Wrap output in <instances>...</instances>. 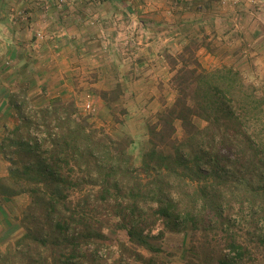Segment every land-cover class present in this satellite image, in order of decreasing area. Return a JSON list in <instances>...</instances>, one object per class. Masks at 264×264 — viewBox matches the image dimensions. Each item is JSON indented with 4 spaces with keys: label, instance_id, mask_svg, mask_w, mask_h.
I'll return each mask as SVG.
<instances>
[{
    "label": "trees",
    "instance_id": "obj_1",
    "mask_svg": "<svg viewBox=\"0 0 264 264\" xmlns=\"http://www.w3.org/2000/svg\"><path fill=\"white\" fill-rule=\"evenodd\" d=\"M197 41L194 37L178 58L171 57L176 97L147 123L139 164L130 151L132 133L114 136L95 127L73 102L55 97L36 110L35 119L11 103L21 120L11 132V143L18 144L8 153L12 137H3L1 152L30 201L20 219L24 232L5 249L0 245V264H128L129 259L163 264L155 254L165 252L166 228L195 233L214 220L223 227L233 199L264 206V95L235 65L204 67L192 50ZM122 92L116 85L102 93L116 121L113 99ZM197 119L206 126L199 127ZM33 129L42 135L40 141L31 135ZM2 183L0 178V196L15 195ZM235 189L241 191L239 199ZM74 193L80 194L75 201ZM102 206L111 208L131 243L121 244L122 253L112 263L88 250L104 237L93 214ZM159 222L163 229L153 233ZM227 246L239 258L245 254L235 240ZM217 262L228 264L226 255L217 254Z\"/></svg>",
    "mask_w": 264,
    "mask_h": 264
},
{
    "label": "rangeland",
    "instance_id": "obj_2",
    "mask_svg": "<svg viewBox=\"0 0 264 264\" xmlns=\"http://www.w3.org/2000/svg\"><path fill=\"white\" fill-rule=\"evenodd\" d=\"M28 1H31L34 7L13 6L10 15L13 19L18 18L26 23L33 39L40 42L46 39H38L36 29L53 37L54 31L51 33L42 28L43 24L35 20L36 15L40 16L39 19H48L47 21L51 23L54 13H57V17H61L58 23L59 30L62 29L60 33H63L68 30L69 24H72L69 18L70 11L75 12L74 9L77 7L81 11L79 13H83L89 8L84 5L74 6L76 0H49L50 8L48 11H43L39 4L40 0ZM97 1L95 8L99 14L93 9L92 19H89L88 23H82L83 37L78 40V44L86 45L88 48L82 51V54L61 53L63 60H60L58 68L57 66L53 68L54 78L51 88L47 89L50 93H47L46 100L43 97L42 101L36 103L26 99V93H18V105L22 107L23 115H32L34 118L36 110L48 105L55 97L73 102L78 113L88 117L95 127H102L114 136L132 133L135 143L131 145L130 151L139 164L141 146L147 138V123L156 121L158 112L164 107L171 106L176 97L171 80L170 82L167 80V72H173L172 76L175 73L173 58H178L194 37L198 41L196 47L192 45V50L204 67L213 69L223 65H235L256 83L261 94L264 95V0H220V3L218 0H123L118 6H111L108 10ZM199 4L203 7L200 8ZM0 9L2 13L7 10L5 5ZM102 9L105 12L102 13ZM19 10L25 11L28 19H23L18 14ZM205 14L210 16L204 22ZM213 14H222L226 18L223 29L231 31L228 38L230 41L238 37L242 38L244 34L248 36L245 44L234 48L229 55L224 53L225 48L219 51L220 46L225 44L226 47L228 40L215 48L210 46L208 33L220 34L216 22L211 19L214 18ZM55 30H58L56 26ZM62 38L65 39L63 42L66 45L73 40L68 34L62 35ZM54 39L49 38V40ZM202 39L208 46L202 45ZM211 48L212 52H210ZM146 51L153 53L151 61L148 60L149 56L143 55ZM74 59L82 61L78 62ZM143 60L154 65L151 66L152 71L148 72L155 76L152 79L151 92L158 95V101L153 104L150 94H146L148 91L144 96L127 98L124 93L127 87L124 88L119 80L122 71H130L134 62ZM178 63L180 65V61ZM74 66L80 68L73 70ZM60 84L63 85L59 86ZM116 85H121L123 91L118 99H113L119 121L114 120L112 112L102 98L103 91H111ZM109 96L112 98L114 95L109 94ZM88 101L93 104L95 110H88L85 107ZM196 122L201 128L206 126V122L201 119H197ZM20 123V115L15 108L12 113L8 112L7 116L0 117V178L3 179L2 184L6 191L15 194L5 198L0 196L3 198L0 199V245L4 249L10 241H15L24 232L20 219L30 201L29 193L21 191L23 182L16 184L13 181V173L10 172L8 161L1 152L3 137H12V140L6 142L8 153L18 144L17 141L11 143L13 141L11 132ZM177 127L178 135H181L182 129L179 123ZM30 133L41 140L42 135L36 130L33 129ZM240 192L239 189H235L236 199L240 198ZM79 196V193H74L71 199L75 201ZM232 207L230 220L223 227L214 220L209 228L195 233L189 230L171 231L166 228L165 236L161 241L165 252L155 255L163 261V264H219L217 262L219 253L226 255L228 264H264V243L261 241L264 235V206L259 203L254 206L248 201L242 205L233 199ZM93 214L100 220L104 237L89 244L88 250L95 252L98 258L107 263H112L120 257L122 243L131 245L127 232L118 227V217L109 206H102L98 211L96 208ZM163 227L159 222L153 233H157ZM231 240L245 246V254L241 258L228 248L227 243ZM103 249H106V255L101 256L99 251ZM138 250L147 256L152 255L147 249ZM206 252L214 257L213 261ZM128 262V264H141L134 259H129Z\"/></svg>",
    "mask_w": 264,
    "mask_h": 264
},
{
    "label": "crops",
    "instance_id": "obj_3",
    "mask_svg": "<svg viewBox=\"0 0 264 264\" xmlns=\"http://www.w3.org/2000/svg\"><path fill=\"white\" fill-rule=\"evenodd\" d=\"M96 1L97 0H76L74 6L79 5V7H81L84 5L89 8H86V12L83 13H79L81 11L78 10L77 7L74 9L76 10L75 12L70 11L69 18L71 20L70 23L72 24H69L67 27L68 30L63 31V33H60L62 29L59 30L60 28L58 23L61 17H57V13H54V19L51 20V23L50 21H47L48 19H39L40 16L36 15L35 20L39 22V24H43L42 28H45L47 32L50 31L52 33L54 31L55 39L52 38L54 40H49L48 37L46 38V41L40 42L33 39L31 30L26 23L22 22L18 18L13 19L10 15L11 8L13 6L18 8L27 6L34 7L31 1L0 0V8L2 5H5L7 8L5 13H2V10L0 9V117H2V115L7 116L8 112L12 113L14 111V106L11 103L16 102L19 104V101L17 100L18 93H26V99L33 100L36 103H38L39 100L42 101L43 97H45L44 99L46 100L48 93L47 89L51 88L50 86L52 85L54 78L53 75L55 71H53V68L54 66H57L58 68L60 60H63L61 53L68 52L72 54H82V51L88 48L86 45L82 46L81 44H78V40L83 37L82 23H88V20L92 19L93 9L97 11L95 8L97 5ZM122 2L123 0L97 1L98 4H103L102 6L105 7V10H108L111 6H118ZM220 2L221 1L218 0V3ZM80 3L83 4L80 5ZM199 7L202 8L203 5L199 4ZM105 10L102 9V13L105 12ZM97 14H99L98 11ZM205 15L206 17H204V22L207 20V17L210 16L207 14ZM212 17L214 18L211 19L217 24V31L220 32L219 35H215V33L212 34L211 32L208 33L210 34L208 39L211 41L210 46L212 48H215L216 46L222 44L225 40H228L226 47L225 44L220 46L219 51L224 50L223 48H225L224 53L229 55L234 48L245 44V40L248 37L246 34H244L242 38L238 37L232 39V41L228 39L231 31L223 29L224 22H226L224 15L213 14ZM55 19L57 21H54ZM55 26L58 30H55ZM66 34L73 39L69 45H66L65 42H63L65 40L64 38L61 39L62 35L66 36ZM204 48L206 51H209L208 48ZM212 48L210 49V52H212ZM143 55L147 57L149 56V61L152 60L153 53L146 51ZM74 60L76 61L77 59ZM77 61L81 62L82 60ZM149 61L143 60L134 62L132 64V68L130 67V71H122V76L120 75L121 78L119 80L124 88L127 87L124 92L127 98L134 99L138 98L139 95L144 96L146 94H150L149 96L152 98L151 102L153 104L158 101V95L155 92H151V88L153 86L152 79L155 78V76L148 73L152 71L151 66H154L153 64H150ZM121 67H124V65H121ZM79 68L80 66H74L73 70ZM167 73V80L170 82L173 72ZM167 73H165L166 77ZM62 85L63 84H60L59 86ZM146 91H148V93L145 94ZM58 94L60 95L59 92Z\"/></svg>",
    "mask_w": 264,
    "mask_h": 264
},
{
    "label": "built area",
    "instance_id": "obj_4",
    "mask_svg": "<svg viewBox=\"0 0 264 264\" xmlns=\"http://www.w3.org/2000/svg\"><path fill=\"white\" fill-rule=\"evenodd\" d=\"M39 4H41L42 9H44L43 11H48V9L50 8V2H49V0H43V2L40 0V3ZM18 14L21 15L23 19H28V15L26 14L25 11L19 10L18 11ZM36 36L40 40H44V39H46L48 37L49 38H54L52 35H49L46 32H42V31H39L37 29H36ZM85 107L88 110H92V111L95 110L93 104L90 101H88L86 103ZM99 255H101V256L106 255V249H103V250L99 251Z\"/></svg>",
    "mask_w": 264,
    "mask_h": 264
}]
</instances>
